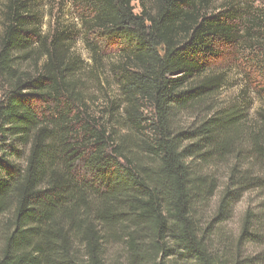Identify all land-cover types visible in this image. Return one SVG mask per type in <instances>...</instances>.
I'll return each mask as SVG.
<instances>
[{
	"label": "trees",
	"instance_id": "1",
	"mask_svg": "<svg viewBox=\"0 0 264 264\" xmlns=\"http://www.w3.org/2000/svg\"><path fill=\"white\" fill-rule=\"evenodd\" d=\"M76 1L119 61L89 40L86 61L72 30L45 29L39 0H0V264H264L263 219L223 227L264 192V108L246 93L219 103L227 79L210 66L245 42L241 12ZM258 2L250 64L264 101Z\"/></svg>",
	"mask_w": 264,
	"mask_h": 264
},
{
	"label": "rangeland",
	"instance_id": "2",
	"mask_svg": "<svg viewBox=\"0 0 264 264\" xmlns=\"http://www.w3.org/2000/svg\"><path fill=\"white\" fill-rule=\"evenodd\" d=\"M39 1L44 15L45 29L52 30L53 27L59 26L72 30L75 33V49L86 61L89 60V51L86 48V41L88 40L96 41L99 44L105 53L108 63L120 60L116 50L107 51L111 47L99 37L98 33L89 34L80 17L82 8L77 4L76 0ZM228 3H230V6L235 5V9L241 12V21L244 23L246 40L236 46L221 47L219 49V58L212 60L210 63L211 69L215 74H223L227 79L226 86L219 93L218 102L227 105L230 102L237 101L242 93H246L253 103V111H256L264 108V101L256 96V88L263 81L260 79L256 69L250 64L251 60L259 52L255 49L257 30L249 22V19L251 18V6H258L259 2L258 0H215L214 6L218 10L217 13H223V9ZM135 6L136 12H139L140 9L137 3H135ZM109 75L107 77H112ZM109 81L112 83L113 88L117 89L111 78ZM113 88L108 89V94L111 96L114 94ZM98 97L102 98L101 95ZM220 173L224 175L225 172L221 169ZM247 211L253 213L255 217L264 220V192L254 191L247 193L242 201L236 204L233 209L232 219L223 226L224 231L232 234L237 233L241 219Z\"/></svg>",
	"mask_w": 264,
	"mask_h": 264
}]
</instances>
